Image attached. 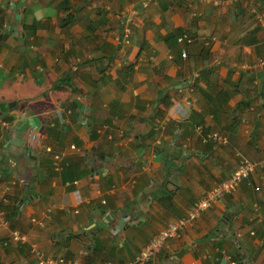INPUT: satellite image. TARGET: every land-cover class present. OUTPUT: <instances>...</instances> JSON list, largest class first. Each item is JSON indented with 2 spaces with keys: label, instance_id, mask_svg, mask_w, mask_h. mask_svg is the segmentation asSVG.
I'll list each match as a JSON object with an SVG mask.
<instances>
[{
  "label": "crops",
  "instance_id": "1",
  "mask_svg": "<svg viewBox=\"0 0 264 264\" xmlns=\"http://www.w3.org/2000/svg\"><path fill=\"white\" fill-rule=\"evenodd\" d=\"M263 58L264 0H0V264H38L13 229L65 264H127L264 159ZM153 264H264V167Z\"/></svg>",
  "mask_w": 264,
  "mask_h": 264
},
{
  "label": "built area",
  "instance_id": "2",
  "mask_svg": "<svg viewBox=\"0 0 264 264\" xmlns=\"http://www.w3.org/2000/svg\"><path fill=\"white\" fill-rule=\"evenodd\" d=\"M123 33L124 38L127 39L130 33L129 25L124 26ZM187 38L188 36L183 34L179 36L177 40L181 42L188 40ZM182 55L185 56V49L182 50ZM259 64L264 65V58L259 61ZM203 140L227 143L226 136L222 135L219 131L207 133ZM47 149L49 150V148ZM59 159V154L54 153L52 156V163L56 169H59L61 166L59 164ZM257 165L264 167V159L257 163L247 158H241L226 179L214 184L211 188H209L188 209L185 216L168 223L165 227L153 234L146 245L140 250L138 256L127 264H153L156 254L160 251L168 238L175 237L183 229L192 226L202 212L211 207L212 204L220 200L224 195L235 192L239 185L250 176ZM5 190H7V188ZM8 200V196L4 195L3 201L7 202ZM50 215L51 208L48 207L43 210L41 218L32 217L31 221L38 226H43L45 221L50 218ZM0 225H8V220L6 219V210L4 207L0 208ZM10 240L18 244L29 243V252L35 257L38 264H52L55 262L58 264H65V261L62 257L53 258L46 255L42 250L33 245V243L29 242L30 239L26 233H23L17 229H13L11 231ZM69 264H79V262L77 260H72L69 262Z\"/></svg>",
  "mask_w": 264,
  "mask_h": 264
}]
</instances>
